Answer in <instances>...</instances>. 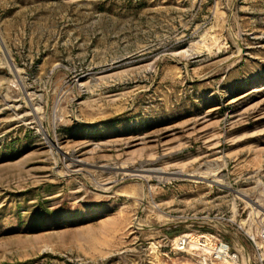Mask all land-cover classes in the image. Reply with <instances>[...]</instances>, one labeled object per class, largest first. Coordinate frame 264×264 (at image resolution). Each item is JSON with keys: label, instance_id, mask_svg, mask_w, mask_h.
Wrapping results in <instances>:
<instances>
[{"label": "rangeland", "instance_id": "obj_1", "mask_svg": "<svg viewBox=\"0 0 264 264\" xmlns=\"http://www.w3.org/2000/svg\"><path fill=\"white\" fill-rule=\"evenodd\" d=\"M262 226L264 0H0V264H260Z\"/></svg>", "mask_w": 264, "mask_h": 264}, {"label": "built area", "instance_id": "obj_2", "mask_svg": "<svg viewBox=\"0 0 264 264\" xmlns=\"http://www.w3.org/2000/svg\"><path fill=\"white\" fill-rule=\"evenodd\" d=\"M244 234L253 248L258 252V255L261 256V250L264 248V226L255 234L247 232ZM171 244L175 250L182 252L188 251L190 248L200 251L207 250L214 262H234L238 259V254L230 248L227 242L210 233L181 234L175 237ZM260 264H264V259L261 257Z\"/></svg>", "mask_w": 264, "mask_h": 264}, {"label": "bare ground", "instance_id": "obj_3", "mask_svg": "<svg viewBox=\"0 0 264 264\" xmlns=\"http://www.w3.org/2000/svg\"><path fill=\"white\" fill-rule=\"evenodd\" d=\"M73 163H76V164H79L80 163V161H73ZM154 170V169H153ZM156 171H154V173H156V174H161L162 172L160 171V170H157V169H155ZM147 171V170H146ZM151 171V170H150ZM148 172V171H147ZM152 172V171H151ZM153 173V174H154ZM174 175H176V176H178V175H181L180 173H174Z\"/></svg>", "mask_w": 264, "mask_h": 264}]
</instances>
